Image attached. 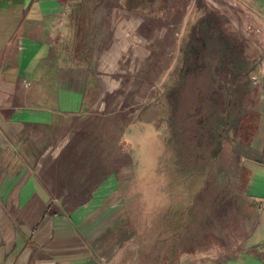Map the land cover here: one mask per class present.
I'll return each instance as SVG.
<instances>
[{
  "label": "crops",
  "instance_id": "obj_1",
  "mask_svg": "<svg viewBox=\"0 0 264 264\" xmlns=\"http://www.w3.org/2000/svg\"><path fill=\"white\" fill-rule=\"evenodd\" d=\"M197 1L193 8L204 12L206 0L199 7ZM68 2L0 0V264H167L161 247L134 257V263L130 254L112 250L128 243V237L111 234L128 220L122 219L128 204L119 194L118 176L100 175L102 145L85 144L83 136L93 142L95 123L80 129L81 118L95 114H88L94 105L106 111L111 102L102 103L105 87L92 89L91 64L61 65L71 51L63 48L59 32L63 23L68 35L73 32ZM208 6L213 32L221 22L212 15L244 31L242 58L234 50L229 56L232 63L245 62L239 74L254 80L246 89L247 113L241 111L233 123V151L247 170L240 231L232 230V219L229 230L224 223V236L210 239L211 264H264V0H208ZM226 45L234 48L229 40ZM105 145L106 153H114L111 138Z\"/></svg>",
  "mask_w": 264,
  "mask_h": 264
},
{
  "label": "rangeland",
  "instance_id": "obj_2",
  "mask_svg": "<svg viewBox=\"0 0 264 264\" xmlns=\"http://www.w3.org/2000/svg\"><path fill=\"white\" fill-rule=\"evenodd\" d=\"M204 2L202 13L192 0L148 2L131 10L112 3L99 12L107 33L93 55L90 85L96 92L105 87L102 103H111L106 111L94 105L88 114H95L81 118L80 129L85 132L95 123L93 142L83 136L85 144L103 147L101 177L118 176L119 194L128 204L122 219L128 220L111 234L128 237L129 244L112 250L130 254L133 263L157 246L168 252L167 264H211L210 239L224 236V223L225 229L232 223V230L240 231L238 206L247 170L233 151V123L241 111L247 113L246 89L254 80L239 74L245 62L232 63L229 56L234 50L242 58L244 31L212 15L221 22L213 32ZM59 29L62 44L71 50L62 67L69 62L88 66V53L74 60L73 32L68 35L64 23ZM202 60L209 63L201 65ZM212 104L217 110L205 111ZM104 112L109 116L102 119ZM110 138L114 153L104 147ZM106 232L104 239L110 235Z\"/></svg>",
  "mask_w": 264,
  "mask_h": 264
},
{
  "label": "trees",
  "instance_id": "obj_3",
  "mask_svg": "<svg viewBox=\"0 0 264 264\" xmlns=\"http://www.w3.org/2000/svg\"><path fill=\"white\" fill-rule=\"evenodd\" d=\"M170 0H69L68 7V21L70 27L73 29L74 42V60L79 58L82 60V53L87 54V61L94 59V52L96 47L102 45L105 40L104 33H107L104 25V18L100 20L99 12L103 9L107 10L112 3H116L118 9L131 10L135 6H142L148 2L163 4ZM99 18V19H98ZM104 26V27H103ZM63 48L68 49L66 44ZM78 56V57H77ZM90 64H87L88 66Z\"/></svg>",
  "mask_w": 264,
  "mask_h": 264
}]
</instances>
